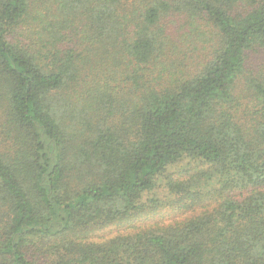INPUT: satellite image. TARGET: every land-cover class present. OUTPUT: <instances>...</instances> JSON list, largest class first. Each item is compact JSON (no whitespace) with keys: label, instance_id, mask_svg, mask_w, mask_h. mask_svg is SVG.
Instances as JSON below:
<instances>
[{"label":"trees","instance_id":"16d2710c","mask_svg":"<svg viewBox=\"0 0 264 264\" xmlns=\"http://www.w3.org/2000/svg\"><path fill=\"white\" fill-rule=\"evenodd\" d=\"M251 54L264 65V0H0V133L10 117L30 143L0 152V264H264V72L250 136L232 114ZM160 190L219 204L80 241Z\"/></svg>","mask_w":264,"mask_h":264},{"label":"rangeland","instance_id":"374dc122","mask_svg":"<svg viewBox=\"0 0 264 264\" xmlns=\"http://www.w3.org/2000/svg\"><path fill=\"white\" fill-rule=\"evenodd\" d=\"M202 30L209 37L204 27H202ZM203 38L204 37L199 35L193 42L188 41L185 47H180L181 63L192 61L193 57L200 54L202 49L193 51L192 46L197 43L200 45V42H205ZM181 48H183V50H181ZM175 58L176 56L172 57V59ZM261 59L259 54H251L248 56L246 60V69L237 80L233 91L232 114L235 121L242 127L248 136L251 135L252 128L258 121L259 104L254 95L253 85L256 81H260V76L264 72V65L259 64L262 62ZM162 60L164 61V59ZM158 68L159 67H157V69ZM179 75L177 71L172 78H177ZM2 106L5 108L4 103ZM8 121L12 127L6 130L5 134L9 131L12 132L7 138H3L2 136L4 134L0 133V152L2 155H5L6 158L17 160L21 156L27 154V151L30 149V143L27 142L25 132L21 130L20 127L15 126L10 117ZM192 173L193 171L186 172L182 175L184 176L183 179H187ZM26 175L23 177L24 182H27ZM235 195H237L238 199H243L247 196V193H235ZM151 198L156 200L155 203L158 205L157 209L151 212L141 213L123 222H116L104 227L95 228L84 234V238H81L80 241L83 243H100L115 237L131 235L139 231H157L159 228L167 225L183 223L186 220L200 215L202 212L216 208L219 204L216 198H205L195 203L182 201V203L174 202L171 204L172 197L167 198V193L162 190L155 194H147L144 199L149 201ZM29 257L35 264H54L57 262L54 256L40 255L37 251L30 254Z\"/></svg>","mask_w":264,"mask_h":264}]
</instances>
